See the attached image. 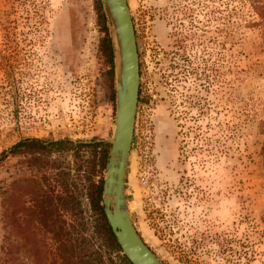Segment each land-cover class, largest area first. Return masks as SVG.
I'll use <instances>...</instances> for the list:
<instances>
[{
    "label": "rangeland",
    "instance_id": "374dc122",
    "mask_svg": "<svg viewBox=\"0 0 264 264\" xmlns=\"http://www.w3.org/2000/svg\"><path fill=\"white\" fill-rule=\"evenodd\" d=\"M127 3L140 74L124 185L134 227L164 264H264V18L253 9L264 0ZM99 4L0 0V153L25 138L102 142V191L115 65ZM30 157L16 148L0 165L11 264H52V231L90 233V156ZM42 197L50 226L28 213ZM2 214L0 198V246Z\"/></svg>",
    "mask_w": 264,
    "mask_h": 264
},
{
    "label": "water",
    "instance_id": "95a60500",
    "mask_svg": "<svg viewBox=\"0 0 264 264\" xmlns=\"http://www.w3.org/2000/svg\"><path fill=\"white\" fill-rule=\"evenodd\" d=\"M111 34L115 65V118L102 183L101 203L121 254L130 264H164L144 242L131 220L125 197L139 96V57L127 0H100Z\"/></svg>",
    "mask_w": 264,
    "mask_h": 264
},
{
    "label": "trees",
    "instance_id": "16d2710c",
    "mask_svg": "<svg viewBox=\"0 0 264 264\" xmlns=\"http://www.w3.org/2000/svg\"><path fill=\"white\" fill-rule=\"evenodd\" d=\"M97 3L100 9L99 0H97ZM253 9L262 19L264 18V15H261L264 10L263 3L253 4ZM108 53L111 62L112 47L109 37ZM103 145L102 142L93 141L73 142L68 139L45 141L38 138H25L9 150H3L0 153V165L16 148H21L22 153L29 154L31 156L30 161L32 160L33 162L42 160V156L48 155L53 151L65 152L73 150L78 159H81L84 153L90 156V159L87 161L90 168L88 185L89 211L91 212L90 233L88 235L85 234V229H82L83 225L81 224L75 230L74 235L64 230L54 232L49 227V230L53 232L52 239L56 244V259L52 261V264H97L98 262L101 264H130L126 257L121 254L120 247L104 216L101 206V184L92 179V175L94 176L92 172L96 166V160L103 165L106 159V149ZM2 184L0 186V198L3 208L2 223L4 234L0 246V264H11V235L13 229L11 214L12 193L9 183L2 182ZM46 197L32 199L34 205L29 209L30 212H28L30 215L41 214L44 219L39 222L43 224H47V216L53 206L52 199H46ZM43 198L45 199L42 200ZM50 225V223L49 225L47 224V226ZM85 249H91V253H94L95 256L91 259L89 257L88 259V256L85 254Z\"/></svg>",
    "mask_w": 264,
    "mask_h": 264
}]
</instances>
